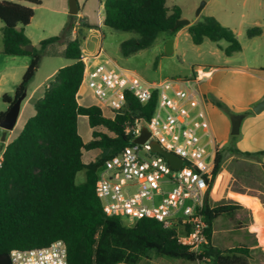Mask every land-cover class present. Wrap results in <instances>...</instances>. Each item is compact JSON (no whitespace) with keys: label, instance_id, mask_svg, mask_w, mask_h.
Here are the masks:
<instances>
[{"label":"trees","instance_id":"trees-1","mask_svg":"<svg viewBox=\"0 0 264 264\" xmlns=\"http://www.w3.org/2000/svg\"><path fill=\"white\" fill-rule=\"evenodd\" d=\"M167 0H104L103 25L136 35L120 44V55L129 57L149 48L160 33L175 35L183 27L174 29L182 18L177 7L166 6ZM21 2L31 5L23 6ZM40 0H1L0 22L1 54L26 56L30 64L12 96L3 95L2 101L11 106L26 92L48 46L63 43L71 26L66 25L60 36L31 44L24 34L34 16V6ZM94 28V26H86ZM187 34L195 46L205 39L213 43L223 41L222 52L231 57L241 51L236 35L213 17H203L187 26ZM259 27L246 30L248 38L261 35ZM82 35L65 43L63 56L70 61L56 72L47 83L41 98L34 104V114L23 125L18 136L2 153L0 167V264H10L11 250L40 248L54 241H62L67 248L68 264H150V253L157 257L182 262L206 264H247L250 248L246 245L221 250L211 242L213 224L220 218L234 220L242 207L233 201L209 207L205 202L202 214L207 225L206 244L200 254H192L177 242L175 230L162 228L153 219H140L130 227L120 224L118 217L102 210V201L96 196L98 173L105 161L132 142L125 133L136 120L148 121L156 107V94L141 104L130 92H124V105L112 117L98 106H81L76 95L81 85L84 63L81 53ZM208 101L229 116L225 105L214 97ZM107 112V115L104 113ZM247 115V114H246ZM86 118L91 138L83 141L78 132V117ZM4 114H0V120ZM231 138H234L232 136ZM232 141V140H231ZM98 151L89 160L88 152ZM252 158L260 163L264 151L241 152L225 144L216 150L211 171L212 180L221 173L224 152ZM79 172L83 182L76 183ZM263 203V200L260 201ZM260 227V219H256ZM188 231V229H186ZM256 245V242H254Z\"/></svg>","mask_w":264,"mask_h":264},{"label":"rangeland","instance_id":"rangeland-1","mask_svg":"<svg viewBox=\"0 0 264 264\" xmlns=\"http://www.w3.org/2000/svg\"><path fill=\"white\" fill-rule=\"evenodd\" d=\"M1 1V0H0ZM40 6H34V16L29 25L24 27L27 35L32 40L33 47H38L39 42L60 36L62 34L63 25L73 26L76 24L75 35L80 32L82 35L81 49L84 53L96 52L101 49L102 53L99 60L111 59L114 64L124 70L133 73L141 82L151 83L160 80H177L186 79L194 72L195 69L203 67L204 73L213 69L212 67L224 66L223 61L226 57L222 53H217L218 56L211 55L213 42L205 40L201 46H195L187 33L178 35L179 44L170 55L164 53V45L167 40H173L175 35L169 36L166 33H160L153 44L144 50H141L129 57L120 55V44L123 41L135 38L136 35L129 32L115 31L104 25L99 30L91 31L86 28L87 23L97 21L95 0H76L79 8V14L82 11L86 12V19H79L68 13L69 0H40ZM102 1V0H101ZM202 0H167L166 6L171 9L177 7L180 10L183 19L194 23L203 17L210 15L215 17L218 22L224 23L226 28L230 29L237 37L242 52L235 54L229 58L230 66L247 65L248 69L264 67V0H208L207 5L197 14V9ZM102 3V2H101ZM23 6L31 7V5L21 2ZM102 5V4H101ZM100 15L104 16V11L100 9ZM2 24V23H0ZM2 26V25H1ZM253 27L261 28L262 34L257 38H248L246 30ZM185 27L182 28V30ZM181 30V29H180ZM179 30V31H180ZM69 33V32H68ZM68 35V34H67ZM1 36V35H0ZM67 37V36H66ZM221 46L226 45L225 42H218ZM1 46V40H0ZM57 45H51L42 54L41 63L31 80V87L40 84H45L46 78L55 68L69 65L70 61L57 52ZM208 65V66H207ZM211 65V66H209ZM219 74L214 75V81L219 80ZM20 77V76H19ZM228 80V81H227ZM229 82V84H228ZM2 87V86H1ZM6 91L10 89L11 82L3 86ZM261 90V82L253 80L248 75H230L226 79L222 91L216 92L215 99L225 105L229 116L221 112L216 107V111L209 107L210 122L216 136V150H221L225 144L238 148V144L244 141L245 138L241 130L239 134L231 138L230 135V117L233 115H244V118L252 117L254 107L264 101V94L255 99V96ZM12 95V94H11ZM40 97V96H39ZM42 97V96H41ZM253 99V100H252ZM235 101V103H232ZM84 105L96 104L98 101L92 97H87L82 102ZM245 107V110L238 111L234 106ZM33 106L29 105L24 114H22L17 124L15 125L12 136L15 137L21 131L24 121L33 115ZM107 115V112L104 113ZM247 114V115H246ZM243 118V119H244ZM86 119L82 116L78 117V130L83 133V124ZM242 123V122H241ZM86 127L88 128L87 124ZM241 128V125H240ZM89 129V128H88ZM0 133L2 130L0 129ZM83 137L82 135H80ZM226 138V142H220ZM232 140V141H231ZM243 149L251 151L255 149L252 145H241ZM98 151L88 152L84 159L89 160L98 155ZM211 156L206 160V164L213 163V153L209 149ZM221 174L214 179L216 193H210L207 197V205L214 207L216 205L227 203L225 194L228 191L242 192L255 196L259 201L263 200L264 205V176L260 167V163L252 158H246L227 151L224 152V162L221 169ZM84 173L79 172L76 175V183L83 182ZM241 219L246 222L248 216L246 213L237 211ZM120 224L125 227H130L133 222L127 217H119ZM262 235L260 229H258ZM212 244L221 250L232 247L253 243V239L245 240V229L238 223L237 219L229 220L220 218L213 224L211 235ZM261 242L264 244V238L261 237ZM150 264H194L182 262L178 260L157 257L153 253L149 254ZM247 264H264V256L260 249H250L249 259Z\"/></svg>","mask_w":264,"mask_h":264},{"label":"built area","instance_id":"built-area-1","mask_svg":"<svg viewBox=\"0 0 264 264\" xmlns=\"http://www.w3.org/2000/svg\"><path fill=\"white\" fill-rule=\"evenodd\" d=\"M101 53L99 49L97 55ZM204 77L143 83L133 73L100 60L91 67L84 64L81 81L112 117L124 105V92H130L141 104L156 94L153 115L126 128L132 142L104 162L95 192L105 214L124 216L133 223L153 219L164 229H174L177 242L192 254H200L206 244L202 210L215 184L211 177L213 163L206 164L211 156L209 149L214 155L217 145L199 91ZM142 128L147 129L149 137L143 144H136L134 139ZM151 141L178 156L181 166L173 169L163 156L152 153ZM1 163L0 157V167ZM9 258L10 264H68L66 245L59 240L40 248L11 250Z\"/></svg>","mask_w":264,"mask_h":264},{"label":"crops","instance_id":"crops-1","mask_svg":"<svg viewBox=\"0 0 264 264\" xmlns=\"http://www.w3.org/2000/svg\"><path fill=\"white\" fill-rule=\"evenodd\" d=\"M95 1L97 4V9H96L97 21L94 23H87L86 24L87 26H94V28H91V29L87 28L88 30H91V31L92 30L93 31L99 30V28L103 25V20H104V16L100 15V9L101 8L103 9V1L104 0H102V1L101 0H95ZM207 3H208V0H206L205 6L207 5ZM41 4H42V2H41ZM79 12L80 11L78 8V12L75 16L79 19L85 20L86 19V17H85L86 12L82 11V13H80V14H79ZM209 17H213V16L210 15ZM213 18H215V17H213ZM219 23L222 26H226L224 23H221L220 21H219ZM1 25L2 24H0V30L3 26V25L2 26ZM75 26H76V24H73V26L71 25V29H70V31H69V33H68V35H67V37L63 43L53 44V45H57V47H58L57 52L58 53L63 55L65 43L67 41L73 40L76 37V35H75L76 27ZM64 27H65V25H63V27H62V31H63ZM186 28L187 27L184 28L185 30L181 29L180 31H178L175 34V37L173 39V51L177 48V46L179 44L178 35L180 33H182V31H184V33H187ZM24 34L30 40L31 44H33L32 40L27 35L25 29H24ZM0 35H1V32H0ZM259 36H261V35H259ZM259 36H257V37H259ZM257 37H254V38H257ZM0 40H1V36H0ZM204 41H203V43H204ZM84 42H85V39L83 40L82 44ZM213 44H214V48H212L211 55L212 56H214V55L218 56L217 53L223 54L221 49L225 48L226 45L221 46L218 43H213ZM201 45H199V46H201ZM98 51L96 52V50H95L93 52H89V53L85 54L84 50L81 49L82 60H83V63L87 67H91L100 61L99 57L101 56V54L97 55ZM241 52H242V46H241V51L238 53H235V54H239ZM229 58L230 57H226V59L222 63V64H224V66H222V67H212L213 69L204 73L205 70L203 69V67H205L206 65H203L202 68L199 67V68L195 69L191 75L186 77V79H193V78H202L205 76L203 78L202 82L199 84V91H200L203 99L205 100L206 111H207L209 121H210L209 107H212V109L215 111H216V108L213 105H211V103L208 101V97H210L212 95L215 96L216 92L222 91V88H223L224 84L226 83V79H228V77H230V75H233V74L238 75L239 74V76H241L244 74V75H248V77L252 78L253 80H257V81L261 82V90H260L261 93H258L255 96L254 100H256L257 98H259L261 95L264 94V67H257L254 69H248L247 65H242V66H237V67L230 66ZM105 60H108L112 64H114V62L111 59H105ZM29 64H30V58L29 57H26V56H7V55L1 54V46H0V114H5L9 108L8 105L3 103V101H2L3 95H5V94L10 95V96L13 95L15 89L19 85L21 78H22V76H23V74H24V72H25V70ZM209 66H211V65H209ZM60 68H61V66H59L58 68H55L46 77L49 79H47V81H45L46 83L44 85L40 84V85L31 87L30 86L31 82L29 83L27 90H26V96L20 105V111H19V115H18V118H17L15 125L17 124L19 117L25 113L27 107L29 105L33 106L34 102L37 99L41 98V96L43 95L44 89L47 86V83L53 78V76L56 74V72ZM217 72L220 73L219 74L220 79L214 81V77H215L214 75H216ZM9 82H11V87H10V89H8V91H6V89H4L3 86L8 85ZM228 84H229V82H228ZM87 97L94 98L92 91L87 87V85L85 83H82L80 85L79 90H78L77 95H76L77 103L81 106H84V107L94 105V106H98L99 108H101L99 103L84 105L82 102ZM232 103H235V101H233ZM233 106L238 111H241V110L243 111L246 109L245 107H242V106H235V105H233ZM26 120L24 121V123L26 122ZM0 122H1V120H0ZM24 123H23V125H24ZM86 124H87V121L83 124V133L79 132V130H78L79 134L83 136L82 139L85 142L91 138V130L86 127ZM15 125H14V127H15ZM210 125H211L212 134H213L214 139L216 141L217 139H216L214 129L212 127L211 122H210ZM14 127H13V129H14ZM229 127H230V125H229ZM13 129L10 131H4L1 129L2 130V133H0V157L1 158H2V153L4 151V148L18 136V135H16L15 137L12 136ZM240 130L242 131L245 140L241 141L238 144L237 149L239 151L249 152V153L264 151V110H262L259 114H255L252 117L244 118L242 120ZM3 135H4V137H3ZM226 138L227 137H225V139H222L220 142L225 143ZM242 144H243V146H246V145L255 146L254 147L255 149L252 148L251 151H248L246 148L243 149L241 147ZM261 162H262V164H264V157L261 158ZM216 187H217V185L215 187H213V189L210 193L215 194L216 193V190H215ZM225 199L238 203L242 207V209L239 211L247 214L248 220L246 222H244V220L241 219L238 214H236L235 218L237 219L238 223H240L242 225L243 229H245V240H247V239L252 240L253 239V243L251 242L250 244H248L249 248L250 249H260L263 253V256H264V244L261 242V237L264 238V205L255 196L249 195L247 193H242V192L240 193V192L228 191L225 194ZM206 202H207V198H206ZM256 219H260V221H261L260 227H256V223H255ZM258 229L261 230L262 235ZM254 242H256V245H254Z\"/></svg>","mask_w":264,"mask_h":264},{"label":"water","instance_id":"water-1","mask_svg":"<svg viewBox=\"0 0 264 264\" xmlns=\"http://www.w3.org/2000/svg\"><path fill=\"white\" fill-rule=\"evenodd\" d=\"M205 2L206 0L201 1L197 9V14H199L201 10L203 9V7L205 6ZM77 12H78V6H77L76 0H69L68 13L72 16H75ZM189 25H190V22L188 20L180 18L175 21L174 29L180 26L187 27ZM32 49H33L32 45H28L26 47L27 51H32ZM172 52H173V40H167L164 45V53L166 55H170L172 54ZM25 96H26V92H24L21 96H19L15 100V102L11 106H9L8 110L4 114V118L0 122V128L2 130L10 131L13 129L17 121L18 115H19L20 105L22 101L24 100ZM262 110H264V101L257 104L254 107L253 113L259 114ZM243 118H244V115H233L230 117V135L231 136H237L239 134L240 125H241ZM148 137H149V132L147 131L146 128H142L140 136L134 139V143L143 144L148 139ZM149 146H150L151 152L163 156L171 168L178 169L181 166L182 160L178 156L162 149L157 142L151 141L149 142Z\"/></svg>","mask_w":264,"mask_h":264}]
</instances>
